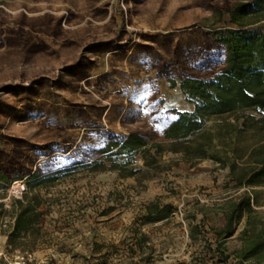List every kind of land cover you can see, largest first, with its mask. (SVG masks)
Returning a JSON list of instances; mask_svg holds the SVG:
<instances>
[{
    "label": "rangeland",
    "instance_id": "obj_1",
    "mask_svg": "<svg viewBox=\"0 0 264 264\" xmlns=\"http://www.w3.org/2000/svg\"><path fill=\"white\" fill-rule=\"evenodd\" d=\"M255 1L0 0V227L22 199L13 182L23 181L26 194L57 174L34 186L45 200L40 237L23 250L37 262L220 264L210 251V228L223 225L214 207L245 190L235 192L227 169L172 154L157 171L133 156L138 179L82 165L131 133L162 142L177 113L195 105L180 82L209 81L224 68L219 34L239 29L227 12ZM149 203L173 213L145 223ZM191 225L199 227L194 240ZM10 229L0 231V249ZM240 229L225 242L227 254L239 247Z\"/></svg>",
    "mask_w": 264,
    "mask_h": 264
},
{
    "label": "trees",
    "instance_id": "obj_2",
    "mask_svg": "<svg viewBox=\"0 0 264 264\" xmlns=\"http://www.w3.org/2000/svg\"><path fill=\"white\" fill-rule=\"evenodd\" d=\"M227 13L239 29L219 34L225 50L224 68L209 81L184 79L179 84L180 91L194 101L193 111L177 113L163 129L162 142L149 143L142 135L131 133L123 142L108 143L100 152L102 160L82 167L91 172H114L120 179H138L143 169L132 164L133 156L141 157L144 169L157 171L169 164L163 157L172 154L191 165L208 160L217 169H227L235 192L245 190L214 207L223 225L210 228L215 244L210 251L220 264H264V209H260L264 208V26L251 27L264 21V0L249 7L237 4ZM247 112H256L258 117ZM56 175L42 178L34 186L50 183ZM0 182H5L2 174ZM34 186L12 204L13 226L6 236L13 250L29 251L23 249L39 236L45 200ZM172 213L171 205L149 203L143 221H165ZM239 226V247L227 254L225 242ZM199 234L197 225L189 226L190 239Z\"/></svg>",
    "mask_w": 264,
    "mask_h": 264
},
{
    "label": "built area",
    "instance_id": "obj_3",
    "mask_svg": "<svg viewBox=\"0 0 264 264\" xmlns=\"http://www.w3.org/2000/svg\"><path fill=\"white\" fill-rule=\"evenodd\" d=\"M11 190H16L19 198L22 197L25 189L23 188V181H15L11 185ZM6 224L12 226L13 220L5 222L1 227L6 228ZM0 227V231L2 228ZM34 251L21 252L13 250L9 245L0 249V264H47L44 261L37 262Z\"/></svg>",
    "mask_w": 264,
    "mask_h": 264
},
{
    "label": "crops",
    "instance_id": "obj_4",
    "mask_svg": "<svg viewBox=\"0 0 264 264\" xmlns=\"http://www.w3.org/2000/svg\"><path fill=\"white\" fill-rule=\"evenodd\" d=\"M176 87H174V88H171V89H175ZM180 90V89H179ZM172 100V99H171ZM172 102H173V105L175 104V100H172ZM193 109H194V107H193ZM193 109H191V110H189V111H186V112H191V111H193ZM119 119V118H118ZM118 119H117V123H118ZM127 136H129V135H127ZM115 142H117V141H115ZM120 142H123V141H120ZM1 183V182H0ZM12 226H13V224H12ZM12 226H10V228H12Z\"/></svg>",
    "mask_w": 264,
    "mask_h": 264
}]
</instances>
